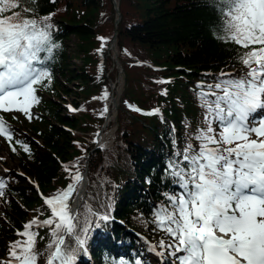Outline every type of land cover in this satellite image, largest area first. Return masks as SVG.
Masks as SVG:
<instances>
[{
    "label": "trees",
    "instance_id": "obj_1",
    "mask_svg": "<svg viewBox=\"0 0 264 264\" xmlns=\"http://www.w3.org/2000/svg\"><path fill=\"white\" fill-rule=\"evenodd\" d=\"M118 5L121 19L116 24L114 0L32 3L39 19L54 13L51 23L58 47L46 61L51 82L38 87L40 102L31 109L34 122L29 128L36 141L16 132L14 118L3 114L16 134L11 144L5 139L10 154L20 161L18 171L9 170L2 178L7 185L5 196L0 197V258L4 261L9 258L11 242L25 239L17 235L24 224L51 216L32 181L52 197L73 183L72 176L78 170L82 175L87 173L88 184L77 209V234L82 235L86 220L91 228L87 254L78 252L77 262L116 264L125 258L130 264L136 259L152 264L142 236L157 245L164 241L167 233L154 223V213L168 203L165 193L182 191L166 173L175 151L173 140L183 148L188 138L205 126L197 85L216 82L221 72L238 76L247 71L237 60V46L214 34L218 13L211 0H118ZM72 37L75 44L70 52L68 41ZM114 37L117 61L110 48ZM76 58L79 64L73 61ZM118 63L124 87L116 121L109 125L116 126L115 138L112 146L94 149L96 137L91 133L99 132L106 117V113L101 115L104 99L99 97L105 89L110 96L112 83L120 76ZM161 80L171 82L158 83ZM165 89L167 95L163 94ZM73 93L72 105L77 111L67 110L62 102ZM157 108L160 112L156 115L143 114ZM72 202L73 196L70 207ZM104 213L111 216L109 221L98 220L97 214ZM33 230L39 233L36 248L43 251L51 239V229ZM67 242L75 247L72 237ZM46 256L44 253L39 262L45 264Z\"/></svg>",
    "mask_w": 264,
    "mask_h": 264
},
{
    "label": "snow or ice",
    "instance_id": "obj_2",
    "mask_svg": "<svg viewBox=\"0 0 264 264\" xmlns=\"http://www.w3.org/2000/svg\"><path fill=\"white\" fill-rule=\"evenodd\" d=\"M33 2L0 0V136L10 144L14 129L3 114L16 111L33 118L31 109L40 102L38 87L52 78L46 61L58 47L51 23L54 13L37 18ZM211 2L218 13L214 34L237 46V60L247 71L238 76L221 72L216 82L197 85L205 126L183 148L173 140L175 151L166 173L182 191L164 194L168 203L156 210L154 223L171 239V243H159L168 252L170 264H264V0ZM99 39L106 42L104 37ZM163 94L167 95L166 89ZM108 95L105 89L99 99L106 100ZM107 111L105 106L101 115ZM159 112L157 108L143 114ZM21 146L29 151L26 144ZM12 151H16L14 145ZM72 179L65 190L45 197L51 216L24 224L17 235L25 239L11 242L9 258L0 264H38L44 253L45 264H76L78 252L87 254L91 223L86 220L82 235L77 234L78 214L69 206L83 175L77 170ZM6 187L0 179V197L5 196ZM97 215L99 221L111 219L108 213ZM34 227L51 229L43 251L36 248L39 233ZM68 237L74 239L75 247ZM156 247L151 250L155 252ZM164 251L157 254L163 256ZM116 264L130 261L120 258ZM131 264L143 262L136 259Z\"/></svg>",
    "mask_w": 264,
    "mask_h": 264
},
{
    "label": "rangeland",
    "instance_id": "obj_3",
    "mask_svg": "<svg viewBox=\"0 0 264 264\" xmlns=\"http://www.w3.org/2000/svg\"><path fill=\"white\" fill-rule=\"evenodd\" d=\"M116 2L118 4V0H114V3L115 4H116ZM68 44L70 46V52H71V48L74 47V44H75L74 37H72L71 40L68 41ZM115 45H111V47L113 49L112 50V53H114L113 58H116L117 59L118 50H117V47ZM113 46H115V48ZM73 61L75 63H78V64L80 63L79 58H76ZM119 65L121 66V64L118 63L117 64V68L120 71V76H119V78L116 81H114L112 83V92H111L110 96L107 97L109 99L111 97V95L114 94L115 95V98H116V101H115L116 106H115V103H114V105L112 106V109H111L112 110V114H113L112 124H114V122L116 121L119 99H120V96L122 94L123 87H124V77H123V74H122V71H121V68L122 67L120 68ZM70 87H71V89L76 90V86L74 84H71ZM74 96H75V94L73 93L72 95L65 96L64 99H63L64 101L62 100V102H63L65 108H67V110L72 111L71 110V108H73L72 98H74ZM108 99L104 100V105H103L104 108H105V106L107 104ZM69 106H71V108ZM32 116H33V118L31 120H29L22 113L13 111V112L8 113V117L7 118L9 119L10 117H13V118L15 117V119L13 120V127L15 128L16 132H18V133L23 132V134H25L26 136H29L31 140L36 141L35 136L31 133L30 128H29V126L34 122V115L32 114ZM103 129H104V123L102 124V127L99 130V133ZM106 130L108 132H110V133L107 135V138L105 139V142L103 143V145H99L98 142H97V139L96 138H97V135L99 133L98 132L96 133L94 131L91 133L92 137H94V136L96 137L95 138L96 144L98 146L102 147V148H107V147H109V146H111L113 144V141H114V138H115V134H116V126H113V127L108 126L106 128ZM19 163H20L19 157H17V155H11L10 154V144L4 138H1L0 139V177L3 178L4 175H7V173L9 172V170H15V171L17 170L18 171V169L20 168ZM5 170H8V171H5ZM85 189H86V187H85ZM85 189H84V196H85V193H86L85 192ZM84 196H83L82 200L84 199ZM163 237H164V241L166 243H171V239L168 236V234H166ZM146 240L148 242H150L147 238H146ZM147 241L144 240V242L147 245H150V248H149L147 254H148V258L151 261V263H153V264H159V263L167 264V261H170V259H171L169 257V255H168V252L167 251H164L163 249H161L159 247V245H157L155 243H153L152 245H156L157 247H156V251L153 252L151 250L152 245L149 244ZM161 251H164V255L163 256H159L157 254V253H159ZM90 260H91V258H90ZM0 261H4V260L0 258ZM39 264H43V262L40 261ZM76 264H78L77 261H76Z\"/></svg>",
    "mask_w": 264,
    "mask_h": 264
},
{
    "label": "bare ground",
    "instance_id": "obj_4",
    "mask_svg": "<svg viewBox=\"0 0 264 264\" xmlns=\"http://www.w3.org/2000/svg\"><path fill=\"white\" fill-rule=\"evenodd\" d=\"M115 48V46H113ZM108 99V98H107ZM116 101L115 95L112 94L111 97L108 99L107 101V115H106V124L104 129L97 135V142L99 145H103V143L105 142V139L107 138V135L110 133L106 130V128L110 125V123L113 120V114H112V106L114 105ZM84 186L85 183L83 184V187L81 188L80 192H79V201L80 199L82 200L83 196H84Z\"/></svg>",
    "mask_w": 264,
    "mask_h": 264
},
{
    "label": "water",
    "instance_id": "obj_5",
    "mask_svg": "<svg viewBox=\"0 0 264 264\" xmlns=\"http://www.w3.org/2000/svg\"><path fill=\"white\" fill-rule=\"evenodd\" d=\"M116 4H117V2H116ZM116 10H117V14H118V18H117V20H116V24H118V22L120 21V19H121V11H120V9H119V5L117 4L116 5ZM116 44V37L113 39V42H112V45H115ZM112 48V47H111ZM119 67L121 68V66L119 65ZM121 71H122V68H121ZM115 106H116V103H115ZM100 146H98L97 144L95 145V147H94V149H97V148H99ZM93 149V150H94ZM85 185H87V183H88V178L87 179H85ZM85 187L86 186H84V189H85ZM77 206H79V203H78V205Z\"/></svg>",
    "mask_w": 264,
    "mask_h": 264
}]
</instances>
